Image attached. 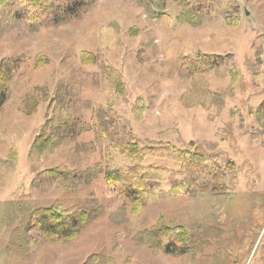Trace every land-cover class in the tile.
I'll list each match as a JSON object with an SVG mask.
<instances>
[{
  "label": "rangeland",
  "instance_id": "obj_1",
  "mask_svg": "<svg viewBox=\"0 0 264 264\" xmlns=\"http://www.w3.org/2000/svg\"><path fill=\"white\" fill-rule=\"evenodd\" d=\"M88 1L83 16L63 25L15 24L0 37V61L21 60L0 108V264H264V0L225 1L227 10L212 8L198 26L176 21L182 0ZM163 13L170 18H158ZM201 54L227 62L187 76ZM99 64L117 74L118 86ZM64 96L81 130L102 109L137 137L236 164L230 199L166 192L139 208L110 193L103 175L83 185L34 184L46 170L84 172L100 162L80 149L94 138L85 130L31 155L36 138L56 133L67 114ZM51 207L98 216L72 240L39 242L35 232L39 243L29 245L32 214ZM149 230L162 231L164 249L186 233L190 253L155 248Z\"/></svg>",
  "mask_w": 264,
  "mask_h": 264
},
{
  "label": "trees",
  "instance_id": "obj_2",
  "mask_svg": "<svg viewBox=\"0 0 264 264\" xmlns=\"http://www.w3.org/2000/svg\"><path fill=\"white\" fill-rule=\"evenodd\" d=\"M225 1L228 0H182V10L176 21L198 26L211 18L212 8L227 10ZM89 6L88 0H0V37L15 24L27 29L63 25L83 16ZM158 18L169 19L170 15L163 13L159 14ZM85 54L91 63L98 64L95 54ZM179 62H182L179 67L183 69L186 66L184 57L180 58ZM226 62V57L221 55L201 54L193 61L192 66L188 67L187 76L203 77L219 72ZM20 63L21 60L15 58L0 61V108L9 98L11 81L15 78ZM99 66L101 74L107 76V71L110 72L108 75L113 76L114 86H118L120 78L117 74L105 64ZM60 101V110L65 112L66 108L67 114L62 116L60 125L55 127L56 133L44 132L36 138L31 155L43 156L46 152L54 150L55 142L61 139L60 136L64 138L85 130L93 132L94 138L90 142L80 144V149L85 153L99 154L100 162L96 167L84 172L67 169L46 170L37 176L34 184L45 186L59 182L83 185L103 175L110 193H116L125 203L135 204L139 208L161 199L166 192L193 197L212 193L217 199H230V183L236 179V164L221 166L211 162L193 147L180 148L171 143L137 137L128 128L121 129L123 127L102 109L93 110L92 122L81 130L79 122H75L69 114V110L73 108L71 97L64 96ZM96 210L75 214L51 207L34 211L27 229L29 245L43 241L65 242L76 238L85 227L93 224L98 216ZM35 232L39 233V242L32 239L31 235ZM179 235V239L169 240L165 249L162 231L149 230L144 237L148 241L146 242L155 248L162 245L167 254L186 256L191 251L192 242L186 233Z\"/></svg>",
  "mask_w": 264,
  "mask_h": 264
}]
</instances>
